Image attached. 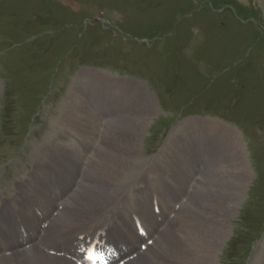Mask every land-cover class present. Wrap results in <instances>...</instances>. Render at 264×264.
I'll return each instance as SVG.
<instances>
[{
    "label": "rangeland",
    "instance_id": "1",
    "mask_svg": "<svg viewBox=\"0 0 264 264\" xmlns=\"http://www.w3.org/2000/svg\"><path fill=\"white\" fill-rule=\"evenodd\" d=\"M79 64L109 70L81 69ZM0 79V195L21 190L15 183L26 180L37 166L33 152L52 131L51 123L71 93L76 103H85L86 113L107 120L100 129L103 142L108 130L118 135L126 129L122 121L149 119L139 143L143 168L170 134L190 122L184 137L190 132L188 142L195 139L198 147L186 150L182 160L197 164L199 170L176 175L197 182L195 226L209 221L213 227L219 217L204 218L208 213L219 216L213 201L225 198L228 204L237 192L242 162L237 152H243L250 172L241 188L242 200L227 219L228 233L214 264H264V0H0ZM86 119L87 115L82 122ZM215 123L233 129L237 139L224 136ZM44 156L42 167L53 168L60 180L55 192L39 196L41 204L45 198L58 200L63 192L69 199L75 191L66 204L77 212L75 202L84 201L86 209L76 214L79 218L93 214L97 205L104 210L92 221L97 227L104 228L118 216L127 221L131 214L147 218L150 200L146 193L141 195L137 183L118 189L126 195L135 188L145 210L111 213L121 199L128 205L131 200L107 194L119 191L104 188L106 173L92 178L87 191L79 194L81 178L73 190L66 185L72 178L67 161ZM132 173H139V183L148 175L140 168ZM36 179L25 194L38 189ZM156 194L176 197V202L184 196L157 187ZM18 217H9V227H1L4 234L17 238ZM51 234L49 226L43 240ZM41 240L33 237L27 244ZM16 243L12 239L1 254L15 252Z\"/></svg>",
    "mask_w": 264,
    "mask_h": 264
},
{
    "label": "bare ground",
    "instance_id": "2",
    "mask_svg": "<svg viewBox=\"0 0 264 264\" xmlns=\"http://www.w3.org/2000/svg\"><path fill=\"white\" fill-rule=\"evenodd\" d=\"M78 102H75V94L71 93L69 99L63 103L60 113L51 123L50 129L52 131L48 134L40 149L33 152V163L34 165L37 164V166L27 175L28 178L26 177V180H20L15 183L21 187V190L17 192L15 190L12 195L0 196L2 198L0 202V253L6 251L11 246L12 239L18 245L14 249L16 251L11 252L10 259H6L4 256L0 257V264H72L63 257L48 255L40 247L53 249L58 242L73 238L78 233L84 231L93 232L95 229L103 228L97 227L92 222L103 215L104 210L98 205L94 209L93 214L84 216L81 219L76 214L79 211H85L86 205L84 201L78 199L75 202L77 212H74L66 204V202L73 199L72 195H75V191L69 199L68 196L63 197V192L60 195L56 194L60 196L58 200L47 201L45 198L44 204L40 203L39 196L41 194H49V191L51 193L55 192V182H59L60 180L53 168L45 170L42 167L46 164L44 154L63 157L67 161L68 174L72 178L66 180V185L69 187L70 184L68 190H73L77 185L75 180L81 178L82 182L79 194L87 191L91 185L92 178H98L102 172L106 173V178L102 181L104 188L119 191H109L107 194L131 200V204L128 205L126 201H122L121 199L120 202L118 201L116 205L110 208L111 213L125 210H128L130 213L133 210L143 212L145 210L143 208H146V205H143L139 201V196L134 195L136 194L135 188H129L125 193L126 195L119 190L126 185L131 186L137 183L139 192H143L141 195L144 196V193L148 195L150 206H148L147 218H140V220L149 232V237L157 238L158 234H161L155 239L156 241L154 240L152 246L145 253L139 255V257L135 258L136 260L133 259L128 264H214L216 253L228 233L229 226L227 225V219L234 214L235 209L239 206L243 196L241 188L250 179V172L243 161V152H237V156L242 160L237 192L230 195L231 198L228 200V204H226L225 198L221 203L213 201V204L218 209L219 216L208 213L204 217L206 219L219 217V220H215L213 223L214 228L209 221L206 223L200 221L199 224L203 226H195L192 203L196 193L197 182L191 178L182 179L176 175L177 172L196 174L199 170L197 164L193 162L188 164L182 160V156L186 153V150L198 147L195 139L188 142L190 132L184 137L183 132L191 127V123L186 122L182 127H178L179 129L176 127V131L170 134L167 144L159 151L156 157H153V161L149 165L146 164L143 168V158L141 150H139V143L143 129L150 123L149 119H144L143 123L139 119H126L122 121V127L126 129H121L118 135L108 130L104 135L105 140L103 142L100 139V129L103 124H107V120L99 118L97 113L90 114L88 110V113H86L84 111L87 108L85 103L81 100ZM85 115H87V119L83 123ZM205 123L211 125L214 122L206 121ZM215 124L224 130L222 132L224 136H228L232 140L237 139V132L233 129L219 123ZM126 139L129 140L127 143H124ZM63 159H61V162L64 161ZM39 167L43 169L41 173H39ZM136 168L143 169L148 174L140 183L135 181L139 173H132ZM35 179L38 181V189L30 188L28 189V193L25 194L24 190H26V186L28 187L32 184ZM121 184L125 185L122 186ZM156 187L161 191H175L178 193V197L184 193V196L178 202L182 200H185V202H183L184 204H180L181 209L175 212L173 218H170V214L173 212L175 204H177L176 197L175 199H169L166 198L165 194L157 195ZM68 190H65V192H70ZM9 191L11 192V190ZM153 196L157 198L160 206V222L157 221V218L152 213L151 199ZM142 201L145 202L144 199ZM58 205H62L63 208L58 212L56 217H53L49 221L47 226V228L50 226L52 230L51 237L43 240L47 228L44 232L40 231L41 220L37 217L36 211L44 210L46 213L44 219H47L55 210L54 207ZM14 214L20 216L16 224L18 228L20 225H25L26 229L32 232L33 237H37L43 241L31 244L29 249H25L24 245L29 242L23 244L19 234L17 238L4 234L1 227L3 229L8 228L10 223L9 217L11 218ZM110 218L113 219L111 214ZM54 220L58 221L56 225L52 223ZM169 223L171 224L166 227ZM163 226H165V230L159 232V229ZM204 226H210L212 230H206L207 228ZM104 228H106L107 234L114 240H124L129 242L130 245H136L137 243L132 222L125 220L121 216L114 218ZM197 232L201 233V236H198ZM207 232L209 235H206ZM262 239L264 243V236ZM161 242H163L162 245H160ZM159 245L161 246L160 248L157 247ZM22 248L24 250L20 252ZM261 249L264 250V245H261ZM40 254L43 255L45 262L41 261ZM6 257H10V255ZM259 257L261 258V256ZM141 261L144 263H141Z\"/></svg>",
    "mask_w": 264,
    "mask_h": 264
},
{
    "label": "snow or ice",
    "instance_id": "3",
    "mask_svg": "<svg viewBox=\"0 0 264 264\" xmlns=\"http://www.w3.org/2000/svg\"><path fill=\"white\" fill-rule=\"evenodd\" d=\"M85 258L89 261L99 260V259L103 258V254L102 253H95L94 249H90L88 255Z\"/></svg>",
    "mask_w": 264,
    "mask_h": 264
}]
</instances>
